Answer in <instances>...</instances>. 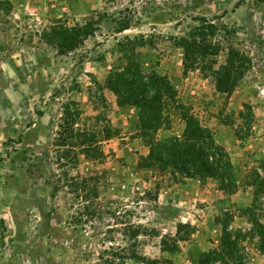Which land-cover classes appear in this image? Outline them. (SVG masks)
<instances>
[{
    "label": "rangeland",
    "instance_id": "rangeland-1",
    "mask_svg": "<svg viewBox=\"0 0 264 264\" xmlns=\"http://www.w3.org/2000/svg\"><path fill=\"white\" fill-rule=\"evenodd\" d=\"M0 1V264H103L118 246L146 258L126 264H198L225 230L237 240L233 262L264 264V0ZM63 29L71 45L54 35ZM181 37L212 53L185 68ZM231 52L252 63L222 93L211 68ZM129 60L177 90L164 110L169 128L153 137L105 86ZM71 100L81 110L76 127L96 133L95 157L59 144ZM180 107L225 148L236 191L215 178L189 184L172 166L138 167L151 145L182 136ZM90 176L98 178L83 186Z\"/></svg>",
    "mask_w": 264,
    "mask_h": 264
},
{
    "label": "trees",
    "instance_id": "trees-1",
    "mask_svg": "<svg viewBox=\"0 0 264 264\" xmlns=\"http://www.w3.org/2000/svg\"><path fill=\"white\" fill-rule=\"evenodd\" d=\"M240 3V0L237 1L235 7H238ZM223 13L225 14L226 10ZM195 19L208 20L206 16H195ZM76 31L85 32V29L78 28ZM65 32L64 29L63 31L57 30L54 35L59 39L58 41H65V44L71 45L75 37L65 35ZM177 42L184 49V64L187 69L195 67L201 59H205L212 53L210 52V47H213L211 44L201 45L187 37L177 38ZM251 63L250 57L246 54L231 52L226 63L218 70L211 68L216 89L222 93H230L234 83L244 76ZM105 86L116 95L119 106H134L137 109L139 128L143 137H153L164 125L169 128V120L164 110L167 101L175 100L177 90L167 75L160 74L154 69L147 70L138 60H129L122 69H114L109 73ZM57 93L59 91L54 94ZM80 114L78 102L71 100L65 104L59 144L71 143L72 146H80L81 151L88 156H97L100 151L96 144V133L76 127ZM181 114L185 122L182 136L173 135L157 141V146H163L161 150L151 145L149 154L140 156L138 167L140 169L155 167L160 171H165L172 166L170 170L172 174L178 172L185 178L197 177L201 181L206 178H215L220 181L222 190L236 191L233 164L225 148L217 143L212 131L202 125L193 112L184 108ZM70 155L71 150L67 149L64 156L68 158ZM97 178L95 176L83 177L82 185L87 187L89 180L94 181ZM93 193L97 195V189ZM184 225L180 223L178 231ZM143 229L142 225L136 226L131 236L137 237ZM260 233L264 234V232ZM231 234L226 230L223 231L220 247L203 251L198 264H243L239 261L233 262L237 257V240L232 239ZM110 253L111 256H107L103 264H126L127 260L138 263L146 261L145 256L135 250L130 251L124 246L113 247Z\"/></svg>",
    "mask_w": 264,
    "mask_h": 264
},
{
    "label": "crops",
    "instance_id": "crops-1",
    "mask_svg": "<svg viewBox=\"0 0 264 264\" xmlns=\"http://www.w3.org/2000/svg\"><path fill=\"white\" fill-rule=\"evenodd\" d=\"M117 103V102H116ZM116 103H114L113 105L115 106V107H117V109H121V108H123V107H134V106H119L118 104H116ZM135 108V107H134ZM195 179H196V181H199V179L198 178H188V183L189 184H191L192 182L191 181H195ZM201 181V180H200ZM204 181V180H203Z\"/></svg>",
    "mask_w": 264,
    "mask_h": 264
}]
</instances>
